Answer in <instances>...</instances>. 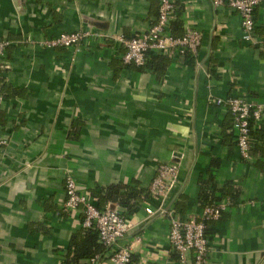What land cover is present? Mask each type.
<instances>
[{
    "label": "crops",
    "instance_id": "obj_1",
    "mask_svg": "<svg viewBox=\"0 0 264 264\" xmlns=\"http://www.w3.org/2000/svg\"><path fill=\"white\" fill-rule=\"evenodd\" d=\"M159 4L0 0V41H10L0 58V136L9 139L0 150V264H65L72 236L84 229L81 209L63 211L67 175L94 201L92 191L111 185L146 190L135 211L121 208L134 228L119 244L139 264H194L192 252L181 261L172 249L168 217L145 211L158 208L149 187L159 166L173 162L180 176L167 205L183 219L202 215L205 191L228 199L208 224L209 264H264V115L246 161L231 114L210 101L244 97L264 106V4L251 44L236 11L177 0L171 32L180 22L203 41L196 54L169 57L163 77L124 64L118 41L146 32ZM80 31L106 38L89 39L82 53L38 44ZM110 257L96 264H112Z\"/></svg>",
    "mask_w": 264,
    "mask_h": 264
},
{
    "label": "built area",
    "instance_id": "obj_2",
    "mask_svg": "<svg viewBox=\"0 0 264 264\" xmlns=\"http://www.w3.org/2000/svg\"><path fill=\"white\" fill-rule=\"evenodd\" d=\"M214 8L228 7L236 11L241 18L242 38L245 42L256 43L255 11L264 4V0H211ZM178 9L177 0H160L158 15L150 28L135 37L126 38L121 35L118 41L125 48L123 62L126 65L143 67L148 59L154 55L174 57L187 53L196 54L203 41V35L195 29H186L177 36L171 32V25ZM106 38L101 33L80 31L64 33L60 36L39 41V45L49 49H72L82 53L89 39ZM10 42L0 41V58L5 56ZM5 97L0 94V111ZM212 104L226 107L234 118L233 132L236 133L237 147L241 158L251 161V126L260 122L264 115V106L248 101L244 97H229L227 99L211 97ZM9 144L7 137L0 136V150ZM180 164H161L154 180L149 187V194L158 203L157 210L147 205L145 211L153 216L157 212L167 216L170 223L169 242L172 249L184 261L185 254L192 252L194 264H209L210 242L207 236L208 222L218 221L227 204L222 202L213 206H206L202 215L183 219L175 207L167 205L171 193L179 182ZM66 200L63 205L65 213L82 210L84 215L83 227H96L99 232L100 243L113 251L110 260L112 264H129L132 259L130 247L120 245L119 242L130 234L134 228L127 217H124L118 205L110 203L99 208L90 195L79 189L73 176L65 177ZM99 256L90 260L96 264Z\"/></svg>",
    "mask_w": 264,
    "mask_h": 264
},
{
    "label": "trees",
    "instance_id": "obj_3",
    "mask_svg": "<svg viewBox=\"0 0 264 264\" xmlns=\"http://www.w3.org/2000/svg\"><path fill=\"white\" fill-rule=\"evenodd\" d=\"M180 25H181L180 22H176L174 24L173 33L177 36H180L183 33L182 30L180 31ZM151 57L148 59L145 66L137 67V68L141 70L150 69L153 72H155L159 77H163V75L165 74L166 70L170 65L169 57L164 55L156 56L154 58ZM0 94H2L5 97L2 87H0ZM0 117H1V111H0ZM233 125H234V118L232 117L231 128H233ZM253 125L251 126L252 130L250 134L252 159H253L252 150H253V142H254V134H255ZM91 195L93 198L96 199L94 203L99 208H104L110 203L111 205H118L120 208L125 209L126 212L131 213L139 207L140 203L146 200L148 192L146 190L137 187L126 186L123 184H116V185L108 186L106 188H102L100 190H94L91 192ZM227 201L228 199L227 198L224 199V197L216 199L214 197V194L212 195V192H208V191H205L201 196V202L203 207L213 206ZM123 215L124 217H126L125 212L123 213ZM83 221H84V216L82 218V223ZM209 223L210 222H208L207 225ZM96 256H99L100 259H105L106 257L112 256V251L110 248H107L100 243L99 232L95 226L89 229L84 228L80 232L72 236L69 246V253L67 254L65 264H83L82 261H90L92 258ZM129 264H139L138 257L132 256L131 262Z\"/></svg>",
    "mask_w": 264,
    "mask_h": 264
}]
</instances>
